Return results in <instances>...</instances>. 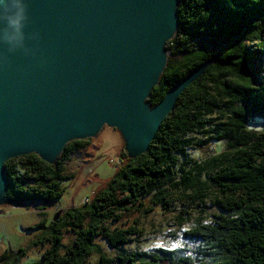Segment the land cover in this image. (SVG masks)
I'll list each match as a JSON object with an SVG mask.
<instances>
[{
    "label": "trees",
    "instance_id": "1",
    "mask_svg": "<svg viewBox=\"0 0 264 264\" xmlns=\"http://www.w3.org/2000/svg\"><path fill=\"white\" fill-rule=\"evenodd\" d=\"M176 15L179 27L166 46L167 64L149 106L155 108L218 54L217 62L179 97L146 153L130 159L123 150L124 161L106 188L48 225L40 244L49 249L34 264H85L93 254L99 255L96 264H264V133L246 128L254 119L264 120V68L256 63L264 54V0H179ZM253 42L255 50L249 48ZM215 143H224L226 151L200 166L191 152L209 151ZM88 146L70 142L52 165L35 154L7 161L6 203L46 213L72 178L66 161ZM208 169L214 204L222 212L184 234L200 241V261L169 249L116 258L101 252L95 239L114 250L128 245L142 231L136 220L122 228L127 217L169 211L182 200L176 191L207 199L202 194L207 181L199 179ZM65 234L71 238L66 247ZM17 252H5L0 264H21L25 253Z\"/></svg>",
    "mask_w": 264,
    "mask_h": 264
},
{
    "label": "water",
    "instance_id": "2",
    "mask_svg": "<svg viewBox=\"0 0 264 264\" xmlns=\"http://www.w3.org/2000/svg\"><path fill=\"white\" fill-rule=\"evenodd\" d=\"M4 0H0V5ZM15 29L0 19V204L4 164L35 154L52 165L67 144L105 126L130 159L149 149L179 97L218 54L151 108L179 0H23Z\"/></svg>",
    "mask_w": 264,
    "mask_h": 264
},
{
    "label": "rangeland",
    "instance_id": "3",
    "mask_svg": "<svg viewBox=\"0 0 264 264\" xmlns=\"http://www.w3.org/2000/svg\"><path fill=\"white\" fill-rule=\"evenodd\" d=\"M256 47V42L249 46L252 50ZM168 54L166 51L167 57ZM256 63L264 68V54ZM259 75L261 77L262 72ZM246 128L263 134L264 120L254 119ZM82 141L88 142L89 146L66 161V172L72 178L62 184L63 196L55 201L51 208L45 211L46 213L37 211L38 208L30 204H0V256L5 252L16 254L17 251L23 250L25 255L21 259V264L36 263L43 252L49 249V245L40 244L48 232V225L66 210L84 205L98 191L106 188L119 170L124 161L122 151L126 143L118 130L105 126L95 137ZM210 150L192 151L191 155L200 166H203L208 159L225 152L226 145L215 143ZM210 171L208 169L199 179L207 181V187L202 193L207 199L193 200L195 197L193 192L176 191L175 195L182 200L174 203L169 211L163 212L156 208L148 215L138 218L127 217L122 228H128L136 220L139 224L138 229L142 231L140 235L132 236L128 245L114 250L105 240L95 239L101 252L110 258H116L121 253H151L156 249H169L200 261L202 258L200 241L184 234L195 228L199 222L208 224L215 221L214 216L222 212L214 204L216 192L208 180ZM40 224L42 225L37 227ZM62 240L66 247L70 244L71 238L65 234ZM98 261L99 255L93 254L85 264H96Z\"/></svg>",
    "mask_w": 264,
    "mask_h": 264
},
{
    "label": "clouds",
    "instance_id": "4",
    "mask_svg": "<svg viewBox=\"0 0 264 264\" xmlns=\"http://www.w3.org/2000/svg\"><path fill=\"white\" fill-rule=\"evenodd\" d=\"M0 19L6 21L8 27L15 30L24 19L23 0H4L0 5Z\"/></svg>",
    "mask_w": 264,
    "mask_h": 264
}]
</instances>
